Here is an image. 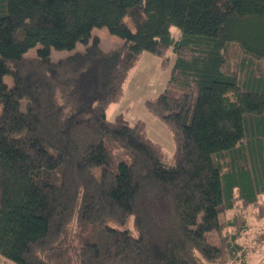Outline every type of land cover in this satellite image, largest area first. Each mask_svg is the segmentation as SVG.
I'll use <instances>...</instances> for the list:
<instances>
[{"label":"trees","instance_id":"trees-1","mask_svg":"<svg viewBox=\"0 0 264 264\" xmlns=\"http://www.w3.org/2000/svg\"><path fill=\"white\" fill-rule=\"evenodd\" d=\"M94 28L123 44L104 51ZM143 53L162 69L174 58L144 102L169 162L143 121L106 116ZM260 196L264 0H0L3 260L244 264L243 213ZM130 219L136 237L109 225Z\"/></svg>","mask_w":264,"mask_h":264},{"label":"rangeland","instance_id":"rangeland-1","mask_svg":"<svg viewBox=\"0 0 264 264\" xmlns=\"http://www.w3.org/2000/svg\"><path fill=\"white\" fill-rule=\"evenodd\" d=\"M171 32L174 37H178V30L175 27L171 28ZM92 36L99 39L100 47L104 51L118 48L123 44V40L109 34L106 28H94ZM84 47L83 44L78 43L73 51L51 49L50 57L52 61L56 62L71 55L74 51L84 50ZM37 48L29 50L26 56H34ZM156 59L158 58L150 53H143L129 75V79L125 84L124 95L118 102L107 108L106 116L108 119H112L117 114L123 113L129 123H134L137 120L143 121L146 124L149 136L162 146L165 160L169 162L173 150L170 133L161 120L150 114L144 106L146 99L152 98L164 90L168 80L170 70L161 69L156 64L153 65ZM8 83L11 82L8 80ZM233 213L228 212L226 216L231 217ZM243 216L246 219V229L240 243L244 245V264H264V196L258 198L257 204L249 205ZM221 217L223 218L225 215ZM109 225L115 228L127 229L132 236H137V231L133 227L131 219L124 226H118L114 223H109ZM0 263L14 264L5 260Z\"/></svg>","mask_w":264,"mask_h":264},{"label":"crops","instance_id":"crops-1","mask_svg":"<svg viewBox=\"0 0 264 264\" xmlns=\"http://www.w3.org/2000/svg\"><path fill=\"white\" fill-rule=\"evenodd\" d=\"M93 31V30H92ZM143 55V54H142ZM141 55V56H142ZM173 56H172V58H171V60H170V62H169V64H168V67L166 68V69H169V70H171V68H172V65H173ZM139 61V60H138ZM152 61H153V59H152ZM151 61V62H152ZM155 62L153 63V65L154 64H156L157 65V67L159 66L160 68H161V64H160V59L158 58V59H156V60H154ZM170 63H171V65H170ZM136 66V65H135ZM135 68V67H134ZM133 68V69H134ZM162 69V68H161ZM132 72V71H131ZM169 73H170V71H169ZM131 74V73H130ZM169 77V76H168ZM129 79V78H128ZM128 81V80H127ZM127 83V82H126ZM124 90H125V87H124ZM124 95V94H123ZM166 128V127H165ZM167 129V128H166ZM169 132V131H168ZM171 136V135H170ZM3 261V258H1L0 257V262H2Z\"/></svg>","mask_w":264,"mask_h":264}]
</instances>
